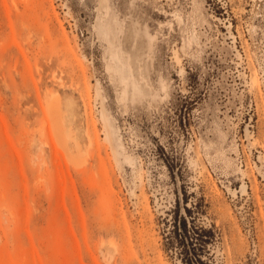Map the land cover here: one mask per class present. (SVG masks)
<instances>
[{"label": "rangeland", "instance_id": "obj_1", "mask_svg": "<svg viewBox=\"0 0 264 264\" xmlns=\"http://www.w3.org/2000/svg\"><path fill=\"white\" fill-rule=\"evenodd\" d=\"M0 264H264V0H0Z\"/></svg>", "mask_w": 264, "mask_h": 264}, {"label": "bare ground", "instance_id": "obj_2", "mask_svg": "<svg viewBox=\"0 0 264 264\" xmlns=\"http://www.w3.org/2000/svg\"><path fill=\"white\" fill-rule=\"evenodd\" d=\"M50 99L47 102L46 105V123L49 128V133L51 137L55 139L57 144H59L65 152H67V142H68V137L71 139L73 146L78 149L79 144L77 143L72 130L69 127V119L68 115L66 114V111L71 112V104L67 105V110H64L62 108V104L58 98ZM82 98V97H81ZM83 100V99H82ZM84 101V100H83ZM76 163H74L76 166H79ZM80 163V162H79ZM81 165V164H80Z\"/></svg>", "mask_w": 264, "mask_h": 264}]
</instances>
